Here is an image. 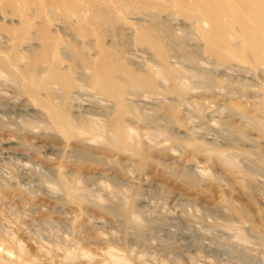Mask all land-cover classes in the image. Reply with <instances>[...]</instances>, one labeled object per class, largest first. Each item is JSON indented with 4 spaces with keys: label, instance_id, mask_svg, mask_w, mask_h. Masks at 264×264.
Returning <instances> with one entry per match:
<instances>
[{
    "label": "rangeland",
    "instance_id": "1",
    "mask_svg": "<svg viewBox=\"0 0 264 264\" xmlns=\"http://www.w3.org/2000/svg\"><path fill=\"white\" fill-rule=\"evenodd\" d=\"M33 1L0 0V239L32 264H264V53L213 58L209 24L169 0H95L115 97L72 57L97 51L79 32L93 27L85 0L40 17ZM45 15L67 88L50 58L31 60Z\"/></svg>",
    "mask_w": 264,
    "mask_h": 264
},
{
    "label": "bare ground",
    "instance_id": "2",
    "mask_svg": "<svg viewBox=\"0 0 264 264\" xmlns=\"http://www.w3.org/2000/svg\"><path fill=\"white\" fill-rule=\"evenodd\" d=\"M169 2L174 3L175 9L178 12L189 17V19L193 21L194 23H197L200 25H202L203 23L209 24L208 29H202V28L198 29L202 37V40L204 41L205 52L208 55L212 56L213 58L219 61L240 60L242 62L254 61L256 63H258L259 61H262L261 59L264 53V0H169ZM96 3H97V0H96ZM35 4H38L37 9L39 10H37L38 11L37 15L39 17L44 15L47 7H48L47 10H49V7L58 8L59 10L63 12V14H65L66 12L65 9L67 8L76 9V8H79V6L81 5V4L79 5V2L77 4V1L75 0H41V1L39 0ZM84 4L86 6L85 7L86 10H88L86 17L88 19V22L92 24L93 27H92V30L86 27H81V28L79 27L80 28L79 32L81 33V36H83V39L89 38V36L91 35L93 36L92 38L94 39L93 44L97 47L96 48L97 51H96V54L94 55L93 54L88 55V54H84L85 52L82 53L81 51L83 50L76 51L73 49V52L72 51L71 52L72 53L75 52V53L72 57L77 59L76 58L77 56L79 58L80 55H83V57H81L84 59V63H82L83 66L85 65V67L88 68V70H91L93 74V78L99 81L98 83L95 84L97 89H99L100 91L106 92L107 94L111 96L113 95L116 97V93H119V90H120L119 85H118L119 83L114 77L115 76L114 75L115 66L117 64L115 63L112 64L113 62H111V60L112 61L114 60L111 57L109 46L106 45L105 42L103 41L102 33L98 32L100 30L101 23L103 22L101 20L102 19V15L100 12L101 9L97 10V6L99 4H97L96 6L95 0L94 2H89V0H85ZM111 12L112 14H116V13L119 14V10H111ZM31 19L32 17L30 18L27 17L26 20L23 19L24 27H27L26 25H29L31 23ZM67 21L68 19L66 20V22ZM33 25L35 24L33 23ZM68 26L70 27L69 24ZM35 28H36V33H35L34 38H36V40L38 41L39 48H38L37 53L32 55L31 60L34 63V60L36 61V59L46 58L47 60V57L50 58L51 63H52L50 67L51 77L55 79L57 82H59L60 84H62L65 88H67L70 84V79H69L70 73L69 72L64 73L63 71L59 69V66H58V61L60 60V56L57 54V46L61 42V36L58 33L53 32L50 29L49 20L47 19L46 15L43 17L41 23L37 24ZM135 38L136 40L150 46L155 51V53L158 55V57H160L162 61L166 63L167 50L161 43L160 37L157 36L154 33V31H152V28L148 27V25L139 26L136 30ZM233 38L237 40V43H233L234 41L233 42L231 41ZM29 64L31 65L32 63H29ZM116 67H119V66H116ZM31 68L33 67L31 66ZM31 68L29 66V69ZM30 71H29V74L32 73V71L31 73ZM31 78H32V75H31ZM31 78L30 80H32ZM147 80L149 79L147 78ZM47 83L48 82L46 81V84ZM34 86L35 84L32 87L33 89L36 88ZM116 88H119L117 89L118 92L115 91ZM118 134L119 133L117 132L116 135ZM8 239L10 241L11 238H8ZM9 241H4V239L1 238L0 239V250L3 253V255H7L5 256L7 258L9 257L8 254H10L13 261L11 259L7 261L8 259L5 258L0 252L1 253L0 254V264H6V263L7 264H32L33 263V259L31 258V256L30 257L28 256L30 254H27L24 250L23 252L21 249H19L18 245H17L18 248H16V251H15V248L10 244ZM20 248L22 247L20 246ZM13 257L15 258V260ZM69 257L73 258L74 256H69ZM116 259L117 258H115V260L113 259V261H111L110 264H124L125 263V261L122 260L121 258H120L121 260H116Z\"/></svg>",
    "mask_w": 264,
    "mask_h": 264
}]
</instances>
